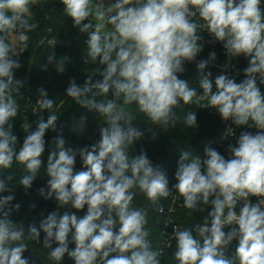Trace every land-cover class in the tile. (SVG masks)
Instances as JSON below:
<instances>
[{
  "label": "clouds",
  "instance_id": "clouds-1",
  "mask_svg": "<svg viewBox=\"0 0 264 264\" xmlns=\"http://www.w3.org/2000/svg\"><path fill=\"white\" fill-rule=\"evenodd\" d=\"M40 0H0V193L9 192L12 175L3 170L14 163L25 169L19 185L30 189L39 177L45 151V134L56 131L59 116L54 101L45 89H38L37 104L50 115L38 120L35 131L23 125L27 133L22 145L13 134L12 119L20 110L17 98L24 80L15 79L21 67L17 59L28 49L24 33L37 28L31 22V9ZM63 13L73 26L87 34L85 63L99 64L83 85L73 78L66 94L82 108L97 112L104 121L99 139L90 146L66 147L60 135L44 168L46 199L53 196L57 206L72 211L50 212L37 225L25 229L23 222L11 219L14 196L0 195V264H29L23 253L28 241L39 242L48 257L57 262L67 254L75 264H162L163 251L153 248L148 225V210L133 206L139 190L152 205L172 195L167 173L154 165L141 151L131 155L143 136L134 125L135 115L122 108L135 104L152 124L162 129L174 126L175 109L181 101L187 105L203 98V108H215L220 117L237 127H255L256 134L241 132L235 146L229 145L231 158L206 146L205 158L182 150L177 162L173 186L183 206L193 212L211 205L202 224L190 228L174 227V259L178 264H264V11L261 0H61ZM94 21V23H93ZM99 21V23H97ZM107 29V30H105ZM207 30L221 42L230 57L245 56L248 66L239 83L226 74L215 78L205 74L208 60L196 63L198 95L187 80L180 79L185 61H195L202 46L197 32ZM15 37V41H13ZM54 57H49L51 63ZM66 59V58H64ZM209 59H215V53ZM64 60L57 70L64 71ZM102 77L94 80V76ZM111 92L112 98L109 97ZM96 97H102L97 99ZM81 118L79 128L85 127ZM188 127L197 126L195 112L184 119ZM79 156L83 170L76 171ZM256 197L253 204L250 197ZM243 206L237 211V205ZM34 208L35 205L33 204ZM238 226V227H237ZM225 229H230L226 231ZM238 245L232 256L226 249ZM74 249L70 250V245ZM55 245V247H53Z\"/></svg>",
  "mask_w": 264,
  "mask_h": 264
},
{
  "label": "trees",
  "instance_id": "trees-1",
  "mask_svg": "<svg viewBox=\"0 0 264 264\" xmlns=\"http://www.w3.org/2000/svg\"><path fill=\"white\" fill-rule=\"evenodd\" d=\"M115 1V0H114ZM64 5L61 0H40V3L31 9V22L37 24V28L31 32L24 33L28 37V49L25 50L17 59L21 67L14 70L15 79L24 80V87L21 88V95L17 98L20 110L15 118L12 119L13 134L18 137V146L22 145L26 136L23 125L28 123L31 127L29 131H35L37 122L41 118L47 121L50 115L49 110L39 108L37 104L39 97L38 89L43 88L48 93V98L55 103L53 110L59 116L56 131H47L45 134V151L41 156L43 161L38 178L33 182L30 189L25 190L19 185L20 177L25 174L22 165L14 163L11 169L3 170L4 175H12L13 181L9 184V192L0 193V195H13L12 205L19 204V211H12L11 219L16 222H23L25 229L28 225L35 222L39 224L42 218H45L52 211H72L77 215L86 214L87 207L83 210L67 206L63 209L58 208L57 201L53 196L46 199L41 195L40 189L47 192V177L44 171L47 165V157L53 145V140L58 135L66 141V147L77 149L84 146H90L99 139V128L104 123L101 116L95 111H89L82 108L66 94L70 81L74 78L78 85H83L87 76L96 68L103 66L92 63H85L86 40L87 34L81 33L78 28L73 26V21L63 13ZM54 59L49 62V57ZM66 58V59H64ZM64 60V71L57 70V63ZM197 72L189 67H184V72L178 73L180 79L187 80L194 77ZM102 79L98 74L94 80ZM264 93V85H260ZM196 90V89H195ZM197 92V90H196ZM198 94V92H197ZM101 99L102 97H96ZM112 98L111 92L109 97ZM120 106L135 115L134 125L140 127L143 136L138 140L131 152V155H139L144 151L152 160L154 165H159L167 173L169 179V189L172 194L176 192L173 187L177 181L175 172L177 162L182 150H187L194 155H199L212 139L222 136L224 129L221 122L213 115H210L203 107H200L198 99H194L192 104L185 105L182 101L180 106L174 111L177 116L174 126L168 129H162L152 124V122L140 113L135 104L124 105L122 100ZM195 112L197 116V126L188 127L184 124V119L188 113ZM85 118V127L79 128L81 118ZM247 131L246 127H237V139L241 132ZM226 159L231 158V154L226 150ZM76 171L83 170L82 162L77 156ZM136 191L133 206L144 207L148 210V225L150 231V240L153 248L163 249L162 264H178L174 259L173 253L176 247L175 239L171 240L170 245L161 247V238L165 225V217L157 210L158 206L151 204L147 198ZM160 206L168 208L171 205L169 198H161ZM35 205L33 208L32 205ZM203 211L192 213L190 209L184 206L179 209L177 215L178 224L192 229L193 236H196L194 226L202 224L211 210V205H203ZM239 211L238 207L236 209ZM226 231L230 229H225ZM43 232L39 242L28 241V250L23 253V257L28 259L29 264H57L48 257V250L43 245ZM238 245L234 240L226 249V255L232 256ZM55 247V245H53ZM70 250L75 245L71 244ZM58 264H75L67 254Z\"/></svg>",
  "mask_w": 264,
  "mask_h": 264
},
{
  "label": "built area",
  "instance_id": "built-area-1",
  "mask_svg": "<svg viewBox=\"0 0 264 264\" xmlns=\"http://www.w3.org/2000/svg\"><path fill=\"white\" fill-rule=\"evenodd\" d=\"M107 4L109 2H115L114 0H104ZM262 11H264V0H261L260 5ZM94 23V21H93ZM99 23V21H97ZM197 35L200 37L198 44L202 46V51L198 53L195 61L189 62L185 61L183 67H189L193 71L197 72V74L189 79V85L195 88L198 92V95L203 94V90L199 87V76L200 73L197 71L196 63L200 60H208L209 63L205 69V74L211 73L210 79L213 81V91H215V78L218 75L226 74L230 78H234L237 83L243 80L244 77V69L248 66L249 60L245 56L239 57H230L223 46V44L217 40L205 29H201L197 32ZM215 53V59H209L211 53ZM200 104L205 103L206 100L203 98H197ZM210 115L215 116L222 124L224 129V134L222 136H218L211 140V142L207 145L224 156V152L228 149L229 145L235 146L237 143V126L231 120L225 121L220 117V114L215 108H204ZM248 132L256 134L259 129L255 127H247L245 126ZM205 150V149H204ZM204 150L198 156L202 159L205 158ZM171 205L168 208H163V211L160 212L165 217V225L161 238V247H166L170 245L171 240L174 238L172 235L174 234L175 228H185L178 224L177 215L180 208L183 207V201L181 197H177L176 192H174L170 197ZM251 203H257L256 197L249 198ZM243 206V201H240L237 205L238 209ZM238 227V226H237ZM163 251V249H162Z\"/></svg>",
  "mask_w": 264,
  "mask_h": 264
},
{
  "label": "rangeland",
  "instance_id": "rangeland-1",
  "mask_svg": "<svg viewBox=\"0 0 264 264\" xmlns=\"http://www.w3.org/2000/svg\"><path fill=\"white\" fill-rule=\"evenodd\" d=\"M105 30H107V29H105ZM13 41H15V37H13ZM224 157L226 158V154L224 153Z\"/></svg>",
  "mask_w": 264,
  "mask_h": 264
}]
</instances>
